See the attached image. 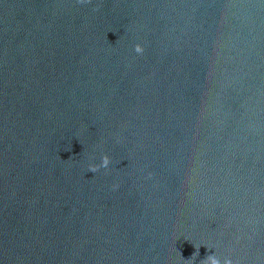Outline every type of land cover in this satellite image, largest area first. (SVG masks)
I'll return each mask as SVG.
<instances>
[{
  "label": "water",
  "instance_id": "obj_1",
  "mask_svg": "<svg viewBox=\"0 0 264 264\" xmlns=\"http://www.w3.org/2000/svg\"><path fill=\"white\" fill-rule=\"evenodd\" d=\"M212 254L264 264V0H0V264Z\"/></svg>",
  "mask_w": 264,
  "mask_h": 264
},
{
  "label": "clouds",
  "instance_id": "obj_2",
  "mask_svg": "<svg viewBox=\"0 0 264 264\" xmlns=\"http://www.w3.org/2000/svg\"><path fill=\"white\" fill-rule=\"evenodd\" d=\"M78 2L81 4L86 2L90 3L91 0H78ZM134 50L137 54H142L144 51V49L140 45H136ZM110 163H111L110 158L107 155H105L102 157L101 164L90 166L89 171L95 173L99 171L100 168H108ZM197 255H199V249H197L196 253H194L192 257H195ZM203 264H222V262L220 258H218L215 254H212V255H208L206 259H204ZM223 264H232V261L228 258H225Z\"/></svg>",
  "mask_w": 264,
  "mask_h": 264
}]
</instances>
